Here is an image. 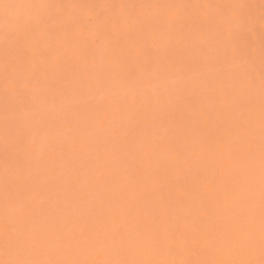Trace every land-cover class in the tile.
<instances>
[{"label": "rangeland", "instance_id": "obj_1", "mask_svg": "<svg viewBox=\"0 0 264 264\" xmlns=\"http://www.w3.org/2000/svg\"><path fill=\"white\" fill-rule=\"evenodd\" d=\"M0 264H264V0H0Z\"/></svg>", "mask_w": 264, "mask_h": 264}]
</instances>
